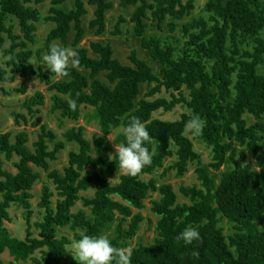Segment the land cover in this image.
Listing matches in <instances>:
<instances>
[{"label":"trees","instance_id":"obj_1","mask_svg":"<svg viewBox=\"0 0 264 264\" xmlns=\"http://www.w3.org/2000/svg\"><path fill=\"white\" fill-rule=\"evenodd\" d=\"M44 1L0 0V49L7 58L0 65V91L25 94L26 84L8 90L1 83L18 76L38 78L52 92V113L62 120L93 122L98 132L88 139L86 127L80 125L66 129L59 139L42 124L46 95L36 91L25 98L27 114L15 112V122H31L40 132L32 149L26 131L18 132L14 141L11 131L0 134V155L16 169L13 173L4 168L0 158V264L7 251L13 261L6 264H79L67 252L73 239L58 236L59 228L73 231L74 239L81 232L104 235L113 230L115 236L108 238L123 249L139 231L144 201L153 192L159 195L151 206L156 236L131 251L130 264H264V1L207 0L204 14L194 16L196 0H118V8L133 12L130 17L121 14L111 34L137 38L156 70L135 49L129 65L114 56L110 42L81 45L90 7L88 30L102 36L116 0H71L69 9L63 5L69 0H52L43 16L38 5ZM42 20L52 28L38 54L53 43L78 54L77 67L69 66L66 77L31 62L34 51L29 45L35 43ZM177 30L180 38L174 34ZM178 106L185 111L176 120L154 117L159 110ZM193 115L205 122L195 137L210 149L209 165H202L201 153L184 130ZM132 116L149 134L151 163L135 176L119 174L115 183L120 171L112 146L125 142L122 128ZM110 134H115L112 141ZM70 143L74 148L68 165L63 172L51 170V162ZM193 163L198 164V183L182 185L180 192L188 201L179 202L173 185L158 183L154 173L163 169L165 177L174 170L180 178ZM34 166L47 172L56 192L44 183L38 203L42 218L32 223L31 190L41 179ZM143 174L151 177L145 180ZM87 191H93V197L81 195ZM80 200L83 208L74 211ZM13 205L24 210L23 239L4 226V220L11 221L8 210ZM225 220L228 233L221 225ZM187 226L197 228L201 238L185 245L175 238Z\"/></svg>","mask_w":264,"mask_h":264},{"label":"rangeland","instance_id":"obj_2","mask_svg":"<svg viewBox=\"0 0 264 264\" xmlns=\"http://www.w3.org/2000/svg\"><path fill=\"white\" fill-rule=\"evenodd\" d=\"M186 1V0H184ZM264 1V0H262ZM207 0H196L195 1V9L193 12L194 16H199L204 14L202 8L204 7ZM118 0L115 1V8L107 13V32L102 36H96L93 32V30H88V25L90 19L93 17V8L90 7V13L84 17V26L87 28V34L81 41L82 46L89 47V42L91 40H97L102 41L104 43L110 42L113 49H114V56L118 58L122 63L131 65V61L129 59V55L133 49L138 51V55L141 58H144L145 60L149 61L152 65L153 69H157V65L154 64L151 61V58L145 53L144 50L140 47V44L138 42V39L133 36H127L125 34L121 36H115L111 34V31L113 30L118 17L121 14H124L127 17H130V15L133 12L132 8L129 9H120L117 7ZM67 6V9L71 8L73 6V2L71 0L67 1L65 4ZM52 6V0H45L41 5H38V8L41 10V13L43 16L47 15L49 13V10ZM52 28L51 23H47L44 20L38 23V29L36 31V41L35 43L30 44V48L34 51V56L31 59V62L36 67H45L43 65H37L41 63V58L43 54H45V51L40 52L38 54L39 49L43 48L45 45V38L49 30ZM16 32L19 33V29L16 28ZM175 36L180 38V34L178 30L174 32ZM92 54V52H91ZM6 57L3 55L2 49H0V65L4 64ZM23 84H26L28 86L27 93L20 94L13 92L12 94L6 95L3 92L0 91V134L5 133L7 131L12 132V141H14L15 135L20 131H26L29 136V141L27 143L28 147L30 149L33 148V142L37 140L38 134L40 132L39 127H33L31 126V122L27 124H21L17 125L15 122V112H23L27 114V111L22 107L23 102L26 97H29L33 95L36 91H42L46 95V103L41 107L42 111L40 113V116L42 117V124L46 123L50 129H53L59 139H64L63 133L66 131V129L70 127H78L80 125H84L85 128V134L88 139L92 137V135L96 132H98L97 127L95 123L91 122L87 124L85 119H80L77 122L70 121L68 119H60L58 116V113H52L50 111L51 108V98L50 95L52 92L48 91L47 86L40 82L38 78H25L22 76H18L15 81L12 83L4 82L1 83L2 86H4L8 90H12L17 87H21ZM147 91V87L144 86L142 93L144 94ZM164 95V93H162ZM168 96L167 94H165ZM185 109L181 106L176 107L174 110L169 112H164L163 110H159L155 112L154 117L161 118L164 120H176L180 117L181 113L184 112ZM250 122H253V119H249ZM23 123V122H22ZM115 134H110L109 140L112 141ZM190 138L193 139L195 143V148L198 150L202 155V165H209L211 162V151L210 149L203 143L199 142L198 139L195 136H192L188 134ZM114 152L115 145L112 146ZM118 147V146H117ZM74 148L73 144H68L67 147L59 154L58 159L56 161L51 162V170L52 169H58L60 172H63V169L65 166L68 165V153L71 149ZM0 158L3 160V167L8 169L9 171L15 173L16 169L14 168L12 161H7L3 156L0 155ZM16 161V158L13 159ZM171 162V159H168L165 163V165H168ZM198 166L197 163H193L189 166L188 172L183 177H177L175 176V171L171 170L165 177L161 176V173L163 172V169H159L157 172L154 173V176L158 179V183H171L174 187V190L178 194V201L179 202H187L188 199L183 196L180 192V187L182 185L185 186H191L193 184L198 183L197 173H196V167ZM225 167H222L223 170ZM34 169L41 174V179L39 182L33 187L31 190V193L33 194V198L31 199L32 203V209H33V215H32V223H34L37 220H40L42 218L40 209L38 208V203L41 199L42 194V188L44 183H48L54 191L55 186L47 179V172L44 171L41 168H37L34 166ZM214 175L218 178L219 173L217 171H213ZM119 174H124L122 172H119L115 178L113 179V182L117 183L119 181ZM151 177L149 174H143V178L145 180H148ZM94 192L93 191H87V192H81L82 196L85 197H93ZM158 193L153 192L150 194V196L145 199L144 203L146 207L141 210V213L144 215V221L141 223V227L137 234L129 241V245L124 247L123 249H126L128 251H131L138 247L139 244H149L153 242V239L156 236L155 233V223L157 220V217L153 214L151 210L152 206V200H155L158 198ZM1 194H0V201H1ZM56 196L53 197V201L55 202ZM83 208L82 201H78L74 211H77L79 209ZM9 215L11 217V221L4 220V226L9 230L12 236L19 237L21 239L25 238L26 236V228L27 223L24 218V210L22 208H18L16 205H13L11 208H9ZM134 212H137V210H134ZM223 228L225 229V232L228 233L229 227L226 223V220L221 223ZM32 230L34 232V236H37L38 231L33 226ZM107 237H114L115 232L113 230L107 231L105 234ZM58 236H68L70 239H74V233L73 231H70L67 228H59L58 229ZM70 256L71 253L69 252ZM3 259V263L6 264L9 261H13L12 256L7 252L3 253L1 255ZM75 257V256H74ZM21 264H26L22 263Z\"/></svg>","mask_w":264,"mask_h":264},{"label":"clouds","instance_id":"obj_3","mask_svg":"<svg viewBox=\"0 0 264 264\" xmlns=\"http://www.w3.org/2000/svg\"><path fill=\"white\" fill-rule=\"evenodd\" d=\"M78 63V54L71 47L53 43L49 45L41 58V63L37 65L45 66L57 77H66L69 75V66L74 69ZM70 107H75L74 102L70 103ZM204 126V120L193 115L185 123L184 130L192 136H199ZM122 135L125 142L118 147L114 144L115 160L118 162L120 172L135 176L151 163V153L146 147L150 137L144 123L135 116L129 117L127 124L122 128ZM110 156L113 155L108 157L111 161ZM200 238L197 228L187 226L175 239L188 245ZM67 252L75 256L79 264H130V251L117 249L105 235H88L81 232L78 239L71 241Z\"/></svg>","mask_w":264,"mask_h":264}]
</instances>
